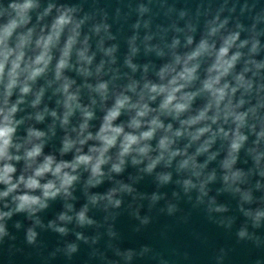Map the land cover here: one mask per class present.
<instances>
[{"label":"clouds","instance_id":"obj_1","mask_svg":"<svg viewBox=\"0 0 264 264\" xmlns=\"http://www.w3.org/2000/svg\"><path fill=\"white\" fill-rule=\"evenodd\" d=\"M36 7L33 0H8L6 7H0V205L8 209L0 211V220L22 212L32 218L57 197L75 199L74 185L86 173V202L78 211L64 203V210L48 227L66 235L68 229L62 225L73 219L78 227L91 226L94 221L86 216L89 204L106 200L119 207L121 201L113 200L116 188L90 196L86 190L101 185L105 176L111 180L112 174H121L126 161L132 166L143 165L137 167L138 172L149 175L157 166L168 169L175 161L178 174L190 173L177 181L185 191L196 187L192 179L196 178L201 195H207L205 185L215 180L216 173L213 170L201 179L202 173L217 156L221 182L228 186L226 191L240 195L238 207L244 211L243 203H251L252 197L241 185L253 169L264 178V59H255L261 48L255 34L240 40L239 31L221 33L227 19L217 23L219 17H213L199 41L194 44L188 35L186 50L182 54L173 51L171 60L154 73V80L147 77L148 66L144 65L140 80L125 74L126 83L117 85L119 77L112 69L104 70L103 58L92 67L96 53L90 52L87 34L80 39L83 21L74 20L71 13L75 9L57 7V15L45 24L42 21L53 8L50 4L36 15L33 24L29 13ZM92 32L98 34L99 27L94 26ZM102 43L98 42L97 49L114 64L115 46L104 49ZM178 44L173 38L171 47ZM249 44L248 51H242ZM136 51L130 48L131 54ZM157 55L162 53L157 51ZM124 64L136 72L131 55L125 57ZM68 72L80 77V83ZM49 90L48 99L56 97L52 108L44 102ZM97 111L101 115L94 128ZM46 117L50 123L46 129L39 128ZM57 128L61 132L59 147L45 152ZM217 141L221 148L212 150ZM241 150L252 161L247 172L234 168ZM205 154V161L197 163V157ZM156 179L167 183L171 172H158ZM256 187H260L259 181ZM120 190L131 193L133 188L121 183ZM213 210L224 212L227 208L219 205ZM244 214L258 226L264 210ZM15 227H20L19 222ZM2 235L6 232L0 224ZM75 235L83 238L79 232ZM237 235L243 238L245 231L241 229ZM35 237L29 227L27 243H33ZM68 249L74 252L76 247L68 245Z\"/></svg>","mask_w":264,"mask_h":264},{"label":"water","instance_id":"obj_2","mask_svg":"<svg viewBox=\"0 0 264 264\" xmlns=\"http://www.w3.org/2000/svg\"><path fill=\"white\" fill-rule=\"evenodd\" d=\"M7 2L8 0H0V7H6ZM33 2L37 5L29 13L33 24L36 23V15L42 13L50 4L53 5L52 11L42 23H50L57 15V7L75 9L71 13L74 20L83 21L79 29L80 39L87 34L90 37V52L96 53L92 67L103 58L104 70L112 69L119 77L115 81L117 85L126 83L125 74L140 80L144 65L148 66L147 77L154 80V73L171 60L173 51L182 54L186 50V37L191 35L194 44L197 43L207 31L208 22L216 16L219 17L217 23L227 19L221 33L239 31L240 40L255 34L261 45L255 59H264V0ZM238 24L239 29L236 27ZM133 25L138 26L134 28ZM94 26L99 27L98 34H93ZM134 36L135 40H132ZM146 37L149 39H145ZM173 38L179 40L175 49L171 47ZM101 40L104 49L115 46L112 53L114 64H109V57L103 56L97 49ZM132 47L137 50L135 54L130 52ZM249 47L250 44L242 51L247 52ZM157 51L162 55L158 56ZM128 55H131L132 63L137 66L135 73L124 64ZM261 73L264 74V69ZM67 75L80 83L81 78L73 72H68ZM109 76L104 79L107 80ZM50 94L49 90L44 102L52 108L55 107L56 97L49 100ZM83 95L86 101V92ZM26 111L31 109L26 108ZM100 115L97 111L96 119L92 122L94 128L98 127ZM72 122H76L75 117ZM48 123L50 118L46 117L44 123L38 127L46 129ZM19 131L23 132V126ZM56 132V136L47 143L45 152H55L58 149L61 137L59 128ZM220 148L217 141L212 150ZM206 155L198 156L197 163H203ZM219 165L220 156H217L204 168L201 179L206 178L213 170L216 178L205 185L207 195H201L196 178H192L196 187H190L187 191L182 183L177 182L188 178L190 173L178 174L175 161L168 169L157 166L150 175L138 172L137 167L142 168L143 165L132 166L126 161L125 170L121 174H112L111 180L105 176L101 185L86 190L90 196L104 194L109 189L116 188L117 193L113 200L119 199L120 206L113 207L106 200L99 201L95 206L89 204L86 216L94 223L91 226L78 227L73 219L62 225L68 229L67 234L60 235L48 227V222L55 220L58 213L64 210V203H71L74 210L78 211L86 202L83 185L87 174L84 173L74 185L72 194L75 199L65 201L57 197L55 201L48 202L49 207L46 210L37 212L32 218H27V213L22 212L13 214L10 219L0 220L6 232V235L0 236V264H264V217L259 220L258 226H254L253 220L244 214L258 208L264 210V178L258 176L253 169V173L241 185L242 190H250L252 197L251 203H243L244 211H241L238 207L241 197L230 189L225 190L228 186L221 182ZM234 168L243 169L245 172L252 168V161L245 156L243 150ZM105 171L107 172V166ZM164 171L171 172V180L167 183L156 179V173ZM257 181L259 188L256 187ZM121 183L131 186L133 191L128 193L120 190ZM2 189L3 185H0V190ZM153 194L157 199L152 200ZM211 199H214V203H210ZM219 205L225 206L227 211H214ZM7 210L0 205V211ZM145 219L147 222L142 223ZM36 220L40 223H36ZM17 222L20 224L19 228L15 227ZM56 226H59V222ZM29 227L36 233L31 244L26 240ZM241 229L245 231L243 238L237 235ZM77 232L82 234V239L76 238ZM68 245H75L76 250L70 252Z\"/></svg>","mask_w":264,"mask_h":264}]
</instances>
